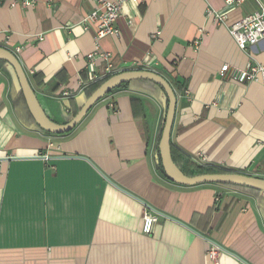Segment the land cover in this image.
Segmentation results:
<instances>
[{"label": "crops", "instance_id": "1", "mask_svg": "<svg viewBox=\"0 0 264 264\" xmlns=\"http://www.w3.org/2000/svg\"><path fill=\"white\" fill-rule=\"evenodd\" d=\"M12 1L0 0V46L17 54L54 121L68 122L71 101L79 109L99 80L154 70L182 85L170 136L179 165L264 177V82L219 73L223 63L264 64V40L244 51L229 32L264 0L126 2L119 33L98 44L112 72L99 58L94 78V30L83 21L96 0ZM19 88L0 60V264H264V196L183 186L157 169L166 95L155 83L131 81L56 136L19 117ZM147 211L159 215L151 232Z\"/></svg>", "mask_w": 264, "mask_h": 264}, {"label": "water", "instance_id": "2", "mask_svg": "<svg viewBox=\"0 0 264 264\" xmlns=\"http://www.w3.org/2000/svg\"><path fill=\"white\" fill-rule=\"evenodd\" d=\"M0 60L7 62L16 73L20 89L23 93L27 106L34 120L40 128L52 134H64L78 126L82 120L87 116L88 112L109 94L113 89L117 88L123 83L134 80H148L161 86L166 95V105L163 115V129L159 142V154L161 157L164 172L169 180L176 184L183 186H194L204 183L214 184H235L255 188L264 192V177L247 175L238 172L227 173H204L195 176H188L184 174L176 165L172 156L171 137L175 121L177 109V94L171 83L162 74L149 69H133L124 70L112 74L106 81H104L80 106L74 117L66 123H57L54 121L43 108L39 96L37 95L29 76L26 73L19 57L13 51L0 46ZM165 215V214H163ZM167 216V215H166ZM170 217V216H168ZM192 229V228H191ZM199 234L198 232H196ZM206 238V237H205ZM210 242L212 240L206 238ZM225 251L223 246L219 245ZM229 252V251H228ZM233 254V253H232ZM235 255V254H234ZM237 256V255H235ZM239 257V256H237ZM241 259V258H240ZM245 262V260L241 259Z\"/></svg>", "mask_w": 264, "mask_h": 264}, {"label": "built area", "instance_id": "3", "mask_svg": "<svg viewBox=\"0 0 264 264\" xmlns=\"http://www.w3.org/2000/svg\"><path fill=\"white\" fill-rule=\"evenodd\" d=\"M138 0H96L94 9L88 13L84 18V27L87 30H94V39L96 47L94 51L88 54V67L90 69L91 77L96 64V60L103 58L108 63L109 73L112 72L111 55L100 50V40L106 36L117 35L119 29L116 26V21L122 14L124 3L134 2ZM17 0H13L11 5L17 6ZM228 3L234 0H227ZM22 5L29 7L33 5L30 0H23ZM225 15H216L219 21L225 20ZM229 32L242 50L254 48L258 43L264 40V5L259 3V9L255 12L240 18L238 21L230 25ZM20 48H18V51ZM220 75L228 80H234L238 83H249L254 81L264 82V64L262 63H248L246 67H235L229 63H223ZM94 78V77H92ZM67 94V93H65ZM48 158L47 156H45ZM2 160L0 159V167ZM147 232H151L155 224L159 220V215L147 211L144 216ZM212 259H216L217 251L210 252Z\"/></svg>", "mask_w": 264, "mask_h": 264}, {"label": "trees", "instance_id": "4", "mask_svg": "<svg viewBox=\"0 0 264 264\" xmlns=\"http://www.w3.org/2000/svg\"><path fill=\"white\" fill-rule=\"evenodd\" d=\"M110 76H107V77L99 80L98 82L92 84L89 88H87V90H86L87 97H89ZM34 79H35L37 85H40L41 84V82L37 79V76H34ZM57 79L62 80V77L61 76H58ZM30 82H31V79H30ZM130 82H126V83L121 84L117 88L113 89L109 94H111V93H113V92H115V91H117L119 89H123V88L127 87ZM149 82H152V81H149ZM169 83H171V85L174 88V90L177 89L178 87H182V85H180L181 82H176V80H171V81H169ZM31 84H32V82H31ZM156 85L164 92V90H163V88L161 86H159L158 84H156ZM32 88L35 89L34 86ZM175 92H176V90H175ZM109 94H107L106 96H108ZM19 100L21 101V104L22 105L19 104ZM17 101H18V103H16V107H17V112L19 114V117L24 122H26L28 125L33 124L34 126H37L39 129L43 130L42 128H40L38 126V124L34 120L33 116L31 115V113L29 111V108L27 106V103L25 101V98L23 96V93H22L21 89H20V93L18 95V100ZM132 102H133V106L134 107L141 105V102H140V99L139 98H133L132 99ZM70 108H71V118H72V117H74L76 115L75 113H77L79 109L76 107V105L74 104L73 101H71V103H70ZM162 129H163V121H162L161 126H160V133L158 135L157 146H156V152H157V169L161 172V174L164 177L167 178V176H166V174L164 172V169H163V166H162V162H161V157H160V154H159V151H158L159 150V142H160V138H161ZM71 131H69V132H71ZM44 132L47 133V134H49V135H53V136L58 135V134L49 133L47 131H44ZM69 132H67V133H69ZM67 133H64V134H67ZM59 135H63V134H59ZM172 156H173V160L175 161V163L188 176H195V175L204 174V173H211L212 174V173H227V172H232V171L227 170L225 168H219L217 166H212V165H194V164H188V169H186L183 166L179 165V162L176 160V158L174 156V150H173V148H172ZM220 185H223L225 187L226 186L233 187V188H237V189L240 188V190H243V191H246V192H250V193H252L254 195H257V196L262 195V196H264V192L263 191L258 190V189H255V188H251V187H247V186H241V185H235V184H220Z\"/></svg>", "mask_w": 264, "mask_h": 264}]
</instances>
